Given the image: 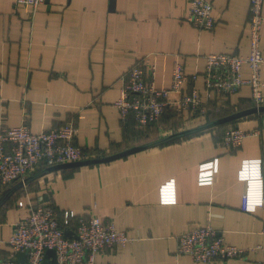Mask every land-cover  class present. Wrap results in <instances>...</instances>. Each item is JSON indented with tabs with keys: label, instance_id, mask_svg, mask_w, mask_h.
<instances>
[{
	"label": "crops",
	"instance_id": "crops-1",
	"mask_svg": "<svg viewBox=\"0 0 264 264\" xmlns=\"http://www.w3.org/2000/svg\"><path fill=\"white\" fill-rule=\"evenodd\" d=\"M208 1L216 18L212 29L186 20L190 0H46L35 11L0 0V126L21 123L24 106L35 133L75 116L76 143L103 157L251 107V89L243 86L224 104L211 98L203 115L169 110L140 130L132 115L120 119L115 102L123 76L136 62L143 61L147 77L154 66L156 86L169 87L176 60L192 74L204 70L208 53H249L250 0ZM260 46L264 56V22ZM242 75L250 77L247 65ZM195 85L206 100L201 76ZM232 125L250 133L236 151L217 144ZM214 158L219 167L212 183L199 184V164ZM244 159H260L264 168V112L109 162L45 174L0 206V257L9 255L14 224L31 202L95 213L125 230L133 240L103 248L97 264H196L188 254L175 257L177 237L207 224L224 243L253 247L264 240V205L244 209L246 182L237 176ZM27 176L0 189V197ZM170 197L174 200L162 202ZM74 226L67 228L70 234ZM261 258L254 250L245 259L200 264H257Z\"/></svg>",
	"mask_w": 264,
	"mask_h": 264
},
{
	"label": "built area",
	"instance_id": "built-area-1",
	"mask_svg": "<svg viewBox=\"0 0 264 264\" xmlns=\"http://www.w3.org/2000/svg\"><path fill=\"white\" fill-rule=\"evenodd\" d=\"M32 7L33 11L46 0H16ZM264 0H250L249 4V53L247 55L212 52L204 56L205 68L201 73L188 74L183 64L176 60L172 68L169 87H157L153 79L155 67L147 77L143 61L131 66L123 76L115 106L122 122L132 115L137 129L157 123L163 113L173 110L193 115L207 112V101L224 104L243 86L251 89L253 106L264 105V56L261 51ZM186 20L200 29H212L216 18L213 5L208 0H190ZM250 68V77H243L242 68ZM201 76L206 100L197 89L195 81ZM150 78V79H148ZM188 85L186 89L184 86ZM77 121L72 116L64 124L38 133L32 132L24 106L21 123L16 126H0V189L23 179L38 167L80 161L91 156L88 148L76 143ZM256 132V131H255ZM250 134L237 125L224 130L217 144L236 151ZM218 158L198 166V183L211 184L218 171ZM238 179L246 182L244 209L254 211L264 205V168L260 159H244L238 170ZM174 199H163L171 202ZM62 217H59V216ZM70 235L65 231L71 223ZM264 235V225L262 228ZM133 239L125 230L117 229L112 219L100 220L95 213L77 214L72 209L61 210L54 202L28 205L27 214L13 227L7 244L9 255L0 257V264H42L47 249L55 250L57 264H97L96 256L105 247L126 245ZM175 257L191 256L196 264L209 263L213 259H245L249 252L258 250L264 264V240L253 247H239L224 243L223 237L210 224L199 225L177 237ZM24 254L25 260L17 255Z\"/></svg>",
	"mask_w": 264,
	"mask_h": 264
},
{
	"label": "water",
	"instance_id": "water-1",
	"mask_svg": "<svg viewBox=\"0 0 264 264\" xmlns=\"http://www.w3.org/2000/svg\"><path fill=\"white\" fill-rule=\"evenodd\" d=\"M258 112H264V105L251 106V107H248L245 109L237 110V111H234L228 115L219 117L217 119L211 120V119L207 118V120L204 123H201L199 125H196V126H193V127H190V128L178 131V132L171 133V134L166 135L164 137L154 139V140H151L149 142H146V143H143V144H140L137 146L130 147L128 149H125L123 151H120L118 153H114L111 155H107V156H103V157L89 158V159H84V160H80V161L59 163V164H55V165L40 168V169L37 168L32 174L27 176L23 181H20V182L16 183L15 185L10 186L9 188H7L3 192V194L0 197V206L4 203V201L7 200V198L16 189H18L22 185H24V184H26V183H28V182L36 179V178H39L45 174H48L50 172L57 171L60 169H65V168L78 167V166L89 165V164L104 163V162L116 160V159H119L121 157L127 156L129 154L143 150L145 148H148V147H151V146H154L157 144L166 143V142H169L172 140H176L178 138L185 137L187 135H191V134L197 133V132L205 130V129H209V128L216 126V125H219L221 123L237 120V119L243 118L247 115H250L253 113H258ZM65 235H70V232L66 230ZM17 259L24 261L25 255L24 254H18ZM42 264H57V258H56V253H55L54 249L49 248L46 250Z\"/></svg>",
	"mask_w": 264,
	"mask_h": 264
},
{
	"label": "rangeland",
	"instance_id": "rangeland-1",
	"mask_svg": "<svg viewBox=\"0 0 264 264\" xmlns=\"http://www.w3.org/2000/svg\"><path fill=\"white\" fill-rule=\"evenodd\" d=\"M251 106H253V105L251 104ZM95 156H96L95 154H91V156L90 157H87V159H89V158H95ZM70 162H73V161H70ZM61 212H62V210H61ZM59 217H62V216L60 215Z\"/></svg>",
	"mask_w": 264,
	"mask_h": 264
},
{
	"label": "trees",
	"instance_id": "trees-1",
	"mask_svg": "<svg viewBox=\"0 0 264 264\" xmlns=\"http://www.w3.org/2000/svg\"><path fill=\"white\" fill-rule=\"evenodd\" d=\"M228 101V100H227ZM249 106H251V103H250V105ZM238 108H240V107H238ZM238 120V119H237ZM234 121H236V120H233V121H229L228 123H234ZM227 124V123H226ZM214 127V126H213ZM212 128V127H211ZM86 148V147H85Z\"/></svg>",
	"mask_w": 264,
	"mask_h": 264
}]
</instances>
